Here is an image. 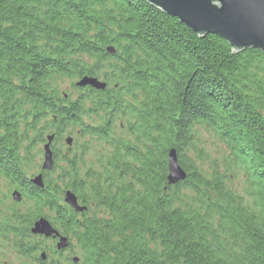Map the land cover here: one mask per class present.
Masks as SVG:
<instances>
[{
	"label": "trees",
	"instance_id": "obj_1",
	"mask_svg": "<svg viewBox=\"0 0 264 264\" xmlns=\"http://www.w3.org/2000/svg\"><path fill=\"white\" fill-rule=\"evenodd\" d=\"M85 77L107 87L76 86ZM51 135L41 189L30 179ZM171 150L187 174L174 186ZM4 188L25 205L5 207ZM42 217L68 249L31 234ZM12 251L21 264H264V53L145 0H0V257Z\"/></svg>",
	"mask_w": 264,
	"mask_h": 264
},
{
	"label": "water",
	"instance_id": "obj_2",
	"mask_svg": "<svg viewBox=\"0 0 264 264\" xmlns=\"http://www.w3.org/2000/svg\"><path fill=\"white\" fill-rule=\"evenodd\" d=\"M164 14L178 18L200 38L206 35H217L224 39L235 53L247 49H258L264 53V0H145ZM109 51H111L109 49ZM80 88L91 87L105 90L107 85L98 79L85 77L77 83ZM55 136L48 137L44 147V164L42 171L51 172L55 167L52 143ZM68 146L73 145V139L66 140ZM187 178V174L179 165L177 152L169 153V184L177 185ZM33 183L43 189L44 176L38 175ZM17 202L21 201L19 193L14 194ZM65 203L77 213L87 210L79 205L76 195L68 191L65 194ZM35 235L47 238L59 236L45 218L40 219L32 230ZM68 247V238L62 237L58 249ZM45 258V255H43ZM78 258L74 262L78 263Z\"/></svg>",
	"mask_w": 264,
	"mask_h": 264
},
{
	"label": "rangeland",
	"instance_id": "obj_3",
	"mask_svg": "<svg viewBox=\"0 0 264 264\" xmlns=\"http://www.w3.org/2000/svg\"><path fill=\"white\" fill-rule=\"evenodd\" d=\"M5 256H8V258H6ZM16 258L17 257L15 254H13V251L11 254L6 252V255L0 257V264H21V262L18 261Z\"/></svg>",
	"mask_w": 264,
	"mask_h": 264
}]
</instances>
